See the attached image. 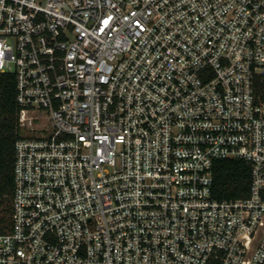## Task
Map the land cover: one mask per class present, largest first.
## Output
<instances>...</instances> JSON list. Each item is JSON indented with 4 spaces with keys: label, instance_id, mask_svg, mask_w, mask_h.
<instances>
[{
    "label": "built area",
    "instance_id": "2783aa9c",
    "mask_svg": "<svg viewBox=\"0 0 264 264\" xmlns=\"http://www.w3.org/2000/svg\"><path fill=\"white\" fill-rule=\"evenodd\" d=\"M0 73V264H264V0H0ZM228 160L245 197L214 196Z\"/></svg>",
    "mask_w": 264,
    "mask_h": 264
},
{
    "label": "trees",
    "instance_id": "16d2710c",
    "mask_svg": "<svg viewBox=\"0 0 264 264\" xmlns=\"http://www.w3.org/2000/svg\"><path fill=\"white\" fill-rule=\"evenodd\" d=\"M264 88V87H263ZM20 107L17 103V80L11 73H0V226L2 205L13 190L15 144L21 137L19 127ZM250 167L240 160L220 162L214 169V196L218 199H238L248 195ZM11 207L7 209L10 213ZM0 229H2L0 227Z\"/></svg>",
    "mask_w": 264,
    "mask_h": 264
},
{
    "label": "rangeland",
    "instance_id": "374dc122",
    "mask_svg": "<svg viewBox=\"0 0 264 264\" xmlns=\"http://www.w3.org/2000/svg\"><path fill=\"white\" fill-rule=\"evenodd\" d=\"M25 131V130H24ZM11 207V201L7 199V201H5V203L2 205V210L5 209L2 213H1V217H4V220L7 222L8 220V215L9 212L7 211V209ZM1 210V208H0Z\"/></svg>",
    "mask_w": 264,
    "mask_h": 264
}]
</instances>
